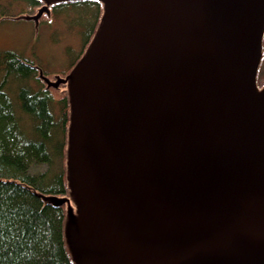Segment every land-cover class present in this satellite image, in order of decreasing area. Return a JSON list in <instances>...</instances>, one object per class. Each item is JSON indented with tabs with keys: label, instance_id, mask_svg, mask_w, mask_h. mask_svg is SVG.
Listing matches in <instances>:
<instances>
[{
	"label": "water",
	"instance_id": "95a60500",
	"mask_svg": "<svg viewBox=\"0 0 264 264\" xmlns=\"http://www.w3.org/2000/svg\"><path fill=\"white\" fill-rule=\"evenodd\" d=\"M101 1L73 69L41 71L70 99L74 261L264 264V0Z\"/></svg>",
	"mask_w": 264,
	"mask_h": 264
},
{
	"label": "trees",
	"instance_id": "16d2710c",
	"mask_svg": "<svg viewBox=\"0 0 264 264\" xmlns=\"http://www.w3.org/2000/svg\"><path fill=\"white\" fill-rule=\"evenodd\" d=\"M6 1L0 0V22L27 19L23 15H35L46 3L44 0ZM49 7L51 16L60 13L59 7L65 12L71 8V14L75 11L78 15L77 20L81 11L91 16L85 23L78 22L83 50L72 66L61 72L64 76L91 42L103 3L101 0H59ZM45 12L39 24L45 15L49 16ZM27 20L37 24L33 18ZM40 69L25 54L0 49V264H76L65 237L66 204L45 199V195L69 193L66 153L70 99L68 91H63L65 85H49ZM43 72L50 75L48 71Z\"/></svg>",
	"mask_w": 264,
	"mask_h": 264
},
{
	"label": "rangeland",
	"instance_id": "374dc122",
	"mask_svg": "<svg viewBox=\"0 0 264 264\" xmlns=\"http://www.w3.org/2000/svg\"><path fill=\"white\" fill-rule=\"evenodd\" d=\"M1 2L7 1L1 0ZM63 9V7H59L60 13L56 16L54 14L50 17L45 15L42 18L44 21L39 25L38 29L35 28L32 20L9 19L0 22V49H13L25 54L36 61L44 71H48L50 78L55 80L54 76H58L62 74V71L68 70L83 50V38L77 31L78 22L85 23L91 19L90 14H83L81 9L79 10V13L81 11V16L79 15L78 20L76 19L78 15L75 14V11L71 14V8L70 11L66 12L62 11ZM67 12L70 13L69 17H67ZM101 17H103V14ZM261 67V71L258 74L260 85L264 81V59ZM64 89L65 87H63V91ZM56 198L64 199L66 209L69 208V216L67 215L65 221V230L66 233L67 229H71L73 232L75 222H80L78 205L69 193L67 195H56ZM66 233L67 241L68 234L66 236ZM70 237L71 235H69ZM67 245L73 256L69 241H67ZM75 263L82 264L81 262Z\"/></svg>",
	"mask_w": 264,
	"mask_h": 264
}]
</instances>
